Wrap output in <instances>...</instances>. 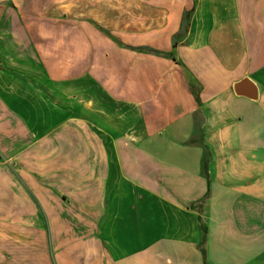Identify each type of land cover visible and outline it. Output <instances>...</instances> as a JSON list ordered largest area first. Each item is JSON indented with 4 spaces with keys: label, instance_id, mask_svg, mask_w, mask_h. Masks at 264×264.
Listing matches in <instances>:
<instances>
[{
    "label": "crops",
    "instance_id": "obj_1",
    "mask_svg": "<svg viewBox=\"0 0 264 264\" xmlns=\"http://www.w3.org/2000/svg\"><path fill=\"white\" fill-rule=\"evenodd\" d=\"M0 264H264V0H0Z\"/></svg>",
    "mask_w": 264,
    "mask_h": 264
},
{
    "label": "trees",
    "instance_id": "obj_2",
    "mask_svg": "<svg viewBox=\"0 0 264 264\" xmlns=\"http://www.w3.org/2000/svg\"><path fill=\"white\" fill-rule=\"evenodd\" d=\"M189 87H190V90H191L192 94L194 95L195 101L197 103H199V97H198V94H199V86H196L195 83L191 81V82H189ZM205 163H206V161L203 164L204 166L206 165ZM208 193H209V179L207 177V190L205 192V197L208 195ZM199 227L202 230L203 237H204L205 228L203 226H199ZM203 254H204V252H203Z\"/></svg>",
    "mask_w": 264,
    "mask_h": 264
}]
</instances>
